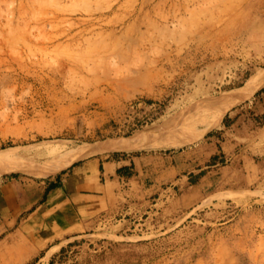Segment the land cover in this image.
Here are the masks:
<instances>
[{"label":"rangeland","instance_id":"rangeland-1","mask_svg":"<svg viewBox=\"0 0 264 264\" xmlns=\"http://www.w3.org/2000/svg\"><path fill=\"white\" fill-rule=\"evenodd\" d=\"M263 107L264 0H0V178L35 175L5 167L44 166L58 146L186 148ZM183 191L49 243L0 242V264H264V185L194 205Z\"/></svg>","mask_w":264,"mask_h":264},{"label":"crops","instance_id":"crops-1","mask_svg":"<svg viewBox=\"0 0 264 264\" xmlns=\"http://www.w3.org/2000/svg\"><path fill=\"white\" fill-rule=\"evenodd\" d=\"M202 142L178 150L92 155L47 176L0 178V242L49 243L85 230L125 203H142L167 185L198 204L228 189L264 185V107L228 113ZM193 178V179H192Z\"/></svg>","mask_w":264,"mask_h":264},{"label":"bare ground","instance_id":"bare-ground-1","mask_svg":"<svg viewBox=\"0 0 264 264\" xmlns=\"http://www.w3.org/2000/svg\"><path fill=\"white\" fill-rule=\"evenodd\" d=\"M63 143V141H61ZM58 143V142H57ZM127 142L123 140L118 141H108L103 143L97 144H84V145H76L72 147L67 146H58L52 148L46 152L47 154L52 153H59L56 158L52 159L49 163L44 166L38 167L28 164H12L7 165L5 169L11 170H19V171H26L32 174L43 176L50 172H55L70 163L74 162L75 160L95 154L102 151H109V150H116V149H123L127 147ZM66 144V143H65ZM46 147V145H45ZM46 151L45 149H42Z\"/></svg>","mask_w":264,"mask_h":264}]
</instances>
